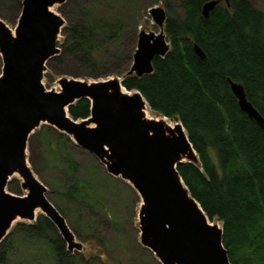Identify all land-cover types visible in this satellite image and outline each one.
I'll return each instance as SVG.
<instances>
[{
	"label": "trees",
	"instance_id": "1",
	"mask_svg": "<svg viewBox=\"0 0 264 264\" xmlns=\"http://www.w3.org/2000/svg\"><path fill=\"white\" fill-rule=\"evenodd\" d=\"M206 1L182 0L183 15L166 3L164 31L171 47L166 55L153 59L150 74H128V66L122 69L113 63L116 56L124 58L117 45L131 29L118 11L103 16L94 8H81L79 18L70 17L64 25L60 46L84 66L81 75L86 79L120 76L122 85L140 91L155 113L182 122L199 158L198 163L178 164L185 184L207 216L221 223L231 263L264 264V128L241 109L231 88L232 81L241 83L248 100L264 117V11L251 0H228L229 5L221 1L204 16ZM22 2L0 0V17L7 9L20 11ZM195 44L205 57L196 53ZM91 108V100L81 98L70 105L69 114L85 119ZM48 126L56 137L55 141L48 137V145L61 156L68 179L61 195L77 203L99 204L103 196L96 185L108 178L98 169L100 163L86 151L94 164L88 177H80L81 163L69 150L75 143ZM47 197L62 215L69 212L63 198L55 203ZM82 229L94 236L89 219ZM17 246L32 252L26 253V260L89 264L70 254L58 229L43 213L34 222H18L9 231L0 243V264H8L10 249ZM18 264H25L23 258Z\"/></svg>",
	"mask_w": 264,
	"mask_h": 264
},
{
	"label": "water",
	"instance_id": "2",
	"mask_svg": "<svg viewBox=\"0 0 264 264\" xmlns=\"http://www.w3.org/2000/svg\"><path fill=\"white\" fill-rule=\"evenodd\" d=\"M65 1L23 0L14 31L0 17V243L17 219L34 222L39 210L54 223L69 251L83 248L28 165V139L46 123L92 153L111 175L134 187L142 200L140 241L161 264H232L222 225L207 216L178 171L181 162H199L180 120L171 124L167 116L148 117L147 100L140 91L126 89L120 76L63 77L59 90L44 86L46 63L60 52L58 41L65 24L52 7ZM221 1L229 5L228 0L206 1L203 15L208 16ZM150 14L162 29L139 32L128 74L152 73L153 59L170 50L164 31L166 10L154 6ZM194 49L205 57L198 44ZM231 88L241 109L264 128V117L248 100L244 86L232 81ZM81 98L91 100V114L76 120L69 107ZM15 173L23 179L27 191L23 196L6 190Z\"/></svg>",
	"mask_w": 264,
	"mask_h": 264
},
{
	"label": "rangeland",
	"instance_id": "3",
	"mask_svg": "<svg viewBox=\"0 0 264 264\" xmlns=\"http://www.w3.org/2000/svg\"><path fill=\"white\" fill-rule=\"evenodd\" d=\"M182 0H66L62 4H57L52 7V10L61 15L65 24L70 21V17L79 18L82 12L81 8L91 7L96 13H104L109 11H118L123 14L128 20L130 28L125 33L124 39L118 42L117 47L121 50L124 58L117 60L113 58V63L120 64L122 69L129 70L133 64V56L137 48L138 34L141 30L147 32L154 31L158 33L162 28L155 23L151 14L150 8L154 6L163 7L168 10L166 3H169L174 10L179 14H184V9L181 6ZM252 3L259 9L264 11V0H251ZM23 5V2H22ZM22 10V9H21ZM21 10H6V15L2 18L8 26L14 31L17 26ZM64 27V26H63ZM62 27V29H63ZM132 27L136 28V33L132 32ZM62 31L59 36L58 46L60 52L49 59L46 63L44 72L43 84L48 89H60L59 79L63 77L86 79L81 75L86 69L80 65L71 56L64 54L61 45ZM3 61L0 55V74L2 72ZM105 69V68H104ZM112 75H105L100 78L88 79H103ZM149 107V106H148ZM148 117L160 118L162 116L155 113L150 107ZM169 123H175L177 120L167 119ZM49 124L42 123L38 128L31 133L27 143V160L28 165L32 168L35 176L47 188L46 197L49 196L55 203L63 198L64 203L69 207V212L65 213L66 222L70 229L74 232L77 241L81 242L83 248L81 250L69 251L72 256L77 258L83 257L89 264H156L158 260L154 253L142 245L140 241L139 229V209L142 203L141 197L134 187L121 177L111 175L104 165L89 151L83 149L75 143L69 148L74 157L81 163L79 176L82 178L88 177L90 166L94 164L93 158L87 153L92 154L101 166L98 167L108 178L99 181L96 185L97 193L101 198L99 204L85 201L81 203L65 199L61 192L63 184L67 182L65 173V165L61 156L51 151L48 145V137H53L56 140L55 134L49 129ZM56 129V128H55ZM48 130V131H47ZM58 130V129H57ZM59 131V130H58ZM61 132V131H60ZM68 136V135H67ZM54 145V142H53ZM109 174V175H108ZM23 179L18 173L12 175L6 186V190L13 194L23 196L27 191L22 187ZM48 198V197H47ZM40 214V211L38 212ZM38 214V215H39ZM90 220L91 233L90 236L83 228L86 220ZM23 220L17 219L11 229ZM221 224V223H220ZM10 229V230H11ZM9 230V231H10ZM60 233V232H59ZM61 235V234H60ZM66 249H68L67 243ZM26 253H32L26 250V247L17 246L15 249H10V259L8 264H18L23 258L25 264H49V262L41 258V260H26ZM159 261V260H158Z\"/></svg>",
	"mask_w": 264,
	"mask_h": 264
},
{
	"label": "bare ground",
	"instance_id": "4",
	"mask_svg": "<svg viewBox=\"0 0 264 264\" xmlns=\"http://www.w3.org/2000/svg\"><path fill=\"white\" fill-rule=\"evenodd\" d=\"M148 111H149V107H148V105H147V107H146V113H148ZM172 124V123H171ZM37 212H39V210H37Z\"/></svg>",
	"mask_w": 264,
	"mask_h": 264
}]
</instances>
